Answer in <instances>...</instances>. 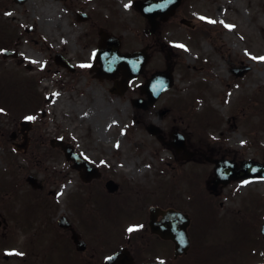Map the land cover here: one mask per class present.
Returning a JSON list of instances; mask_svg holds the SVG:
<instances>
[{
	"label": "rangeland",
	"instance_id": "1",
	"mask_svg": "<svg viewBox=\"0 0 264 264\" xmlns=\"http://www.w3.org/2000/svg\"><path fill=\"white\" fill-rule=\"evenodd\" d=\"M131 1L94 0L89 7L97 16L106 14L107 10L114 19L128 18L127 26L133 31V18L128 12ZM181 13L192 20L193 30L177 24L171 34L164 35L177 54L173 57L175 89L152 108L150 119L147 114L144 116L166 134L176 128L205 156L263 162L264 62L251 57L264 56V0H190ZM71 24V13L56 0H28L23 5L0 0V48L16 49L32 66L29 71L15 60L2 59L0 50V109L3 110L0 111V187L10 189L14 187L13 181H24L28 173L39 180L54 173L57 180H62L58 171L64 164L63 158L57 150H50V140L61 136L93 161L112 167L116 178L130 180V188L136 184L135 189L141 186L146 194L159 191L156 197L163 201L172 187L171 196L177 207L192 218L195 243L190 256L194 264H264V239L259 235L264 215V181L235 183L213 196L205 188L212 168L204 158L188 164H175L173 160L171 165L163 164L170 156L153 155L160 145L142 125L134 123L137 116L142 124L143 114L134 111L125 96H112L106 84L90 75L53 73L56 69L53 52L63 44L64 34L60 30ZM28 29L34 32L27 33ZM67 39V48L79 49L73 35ZM161 62L164 58L157 55L151 67ZM241 63L251 70L242 78L235 77L231 69ZM22 78L26 80L23 82ZM29 80L38 82L34 90L25 84ZM14 90L23 94L26 101L13 104ZM48 96L52 100L46 101ZM27 117L35 118L28 132V150H19L17 155L21 157L11 156L9 149H14L9 136ZM21 140L22 136L18 142ZM57 186L49 184L43 192H38L25 182L19 183L21 197L0 199V218L5 217L7 210L11 219L10 209H16V202L19 209L12 213L23 223L37 206L45 207L47 212L55 201L49 191ZM3 189L0 188V193ZM25 196L29 203L23 201ZM156 197L151 199L148 195L150 199L145 203L162 202ZM121 212L120 221L127 217ZM8 229H13L12 224ZM26 236L22 231L17 236L19 243Z\"/></svg>",
	"mask_w": 264,
	"mask_h": 264
},
{
	"label": "flooded vegetation",
	"instance_id": "2",
	"mask_svg": "<svg viewBox=\"0 0 264 264\" xmlns=\"http://www.w3.org/2000/svg\"><path fill=\"white\" fill-rule=\"evenodd\" d=\"M56 1L72 15V24L60 30V34H64L62 39L66 41L67 36L73 35L79 47L75 50L72 47L67 48L69 44H64L58 53L66 59L73 57L82 62L79 67H75L74 72L85 69L84 71L91 77L101 76L102 79L98 81L106 83L109 92L114 87V90L122 95H126L129 89L125 91L117 84L121 77L119 76L116 81H109L106 77L108 73H100V64L108 58V53L115 52L121 55L144 50L150 57L149 67L157 55L164 58L165 65L169 67L175 65L174 54L164 35L171 34V29L181 24L182 19L194 27L191 20L181 13V8L190 0H181L174 14L165 20L158 17L155 27L149 25L132 2L129 10L135 27L133 31H129L127 26L128 18L124 17L126 21L114 19L113 13L107 10L106 14L95 15V11L89 7L94 0ZM108 7L109 5L106 8ZM70 32L73 33L69 34ZM86 59L89 60L86 63L88 66L84 68L82 65ZM154 69L159 71L155 67ZM147 77L146 69L138 80L143 82ZM15 138L18 139L17 134ZM163 143L165 145L170 143L166 136ZM188 148L196 151L194 159L200 156L201 153L193 149L191 144H188ZM170 150L176 159L183 156V153L178 154L175 150ZM59 152L64 164L61 165L62 169L58 174L63 179L57 180L54 173L48 175L45 180L39 181L40 188L37 191L43 192L49 184H58V187L65 189L64 195L59 197L58 203H50L48 209L50 212H45L46 208L43 206L42 209L37 206L26 223L13 216L12 211H17L20 205L16 201V209H10L11 219H8L5 210V217L0 218V264H105L118 252L129 253L133 257V264L170 256L171 253L172 258L168 264H185L182 257L174 258L172 242L152 233L148 226L150 207L155 206L167 211L174 208L171 201L162 204L156 200L154 205H147L146 194L136 190L134 185L130 188L131 183L127 180L116 178L113 168L96 164L94 173L87 171L86 167L73 168V164L65 161L62 151ZM109 181L114 183L110 184L112 191L107 187ZM22 182L25 181H13L14 187L10 189L0 187L4 188V192L0 193V199L16 200L21 197L18 189L19 183ZM221 188L222 186L216 187L214 191ZM49 192L51 195L56 193L54 190ZM24 200L27 201L28 197L25 196ZM56 209L58 211L52 212ZM120 211L122 215L124 213L127 215L121 221ZM154 219L156 223L164 221L160 212L156 213ZM9 224H12V230L8 229ZM129 228L137 230L129 232ZM19 230L27 233L22 243L17 239L22 233ZM17 252L23 255L8 254Z\"/></svg>",
	"mask_w": 264,
	"mask_h": 264
},
{
	"label": "water",
	"instance_id": "3",
	"mask_svg": "<svg viewBox=\"0 0 264 264\" xmlns=\"http://www.w3.org/2000/svg\"><path fill=\"white\" fill-rule=\"evenodd\" d=\"M14 1L16 3L21 4V3L25 2L26 0H14ZM157 1L158 0H147L145 2H139L136 5L147 18L152 19V18H155L159 14H163V13H161V11H158V10H155L152 13H149V11L147 12V9L151 8V5H153V4L155 5V3H157ZM170 12H172V10H170L168 13H170ZM140 54L143 57L144 54L140 53V52L139 53H130V54L124 55L122 57V60L119 61L120 66H118L119 64L116 65L117 61L115 59L111 60V67H112L111 72L115 75L117 73V68L122 69L126 73L124 76V79H123L124 83L128 79L134 78L136 76V74H132L133 65H134L135 59H138L139 58L138 55H140ZM5 55H6V53H5ZM145 62H146V59H144V62L141 65L143 66L145 64ZM59 64L63 65L62 62H59ZM165 84H170V77L167 74H163L161 76H158L155 79L153 78L148 82V85L146 86L145 92L148 95V101L147 102L149 104L153 103V101L157 97V94L152 97L150 95V93H148V92H150V89L154 88L155 92H157L160 88L164 89L163 86ZM139 102L140 101H138V100H136L134 102L136 107H140ZM143 103L146 105L145 102H143ZM147 130L151 134L156 133V129L152 126L148 127ZM178 145L181 147L180 142L178 143ZM180 147H178V148H180ZM63 148L65 150L67 157H72V155L70 154L71 152H68V149H71V146L66 145ZM78 163H80V162H78ZM215 163H216L215 174L217 177H224L222 179L223 183H226V181L235 180V179H251V178H255V177L264 178V163L259 164V163L253 162V161H246V162H243L240 167L228 166L229 162L215 161ZM28 181L30 182V184L33 187H36V184H35L36 181L34 178L29 177ZM178 216L177 215L172 216L173 220H174V218H177V220H176L177 231L175 233L169 232V234H167L165 231V228H157L158 226H152V231L159 233L163 237L172 239L176 245V248L179 251H185L188 247V240H187V235H186V230H185L187 223H186V221H183L184 220L183 216L181 217V215H179V214H178ZM261 233L264 236V223H263V226L261 229ZM118 261H122L120 255L115 256L107 264H115ZM150 264H160V263H150Z\"/></svg>",
	"mask_w": 264,
	"mask_h": 264
},
{
	"label": "snow or ice",
	"instance_id": "4",
	"mask_svg": "<svg viewBox=\"0 0 264 264\" xmlns=\"http://www.w3.org/2000/svg\"><path fill=\"white\" fill-rule=\"evenodd\" d=\"M129 5H126L125 7H128ZM8 15H10V13H8ZM200 19L201 20H204L205 18L204 17H200ZM209 23H216V21H208ZM226 27H228V28H232V27H234L233 25H226ZM178 47H184L183 45H178ZM253 60H259V61H261V62H264V56H260V57H256V56H253V57H251ZM88 65H82V67H87ZM0 111H3L2 109H0ZM26 119H28V120H33V119H35L34 117H27ZM245 183H247V182H245ZM137 229H135V228H129L128 229V231L129 232H133V231H136ZM9 255H13V254H15V255H23V253H19V252H17V253H8ZM109 259H111V258H109ZM161 264H164V262H162L161 261Z\"/></svg>",
	"mask_w": 264,
	"mask_h": 264
}]
</instances>
